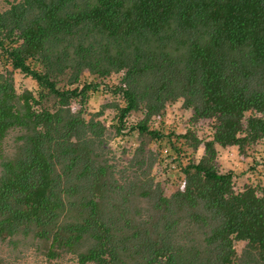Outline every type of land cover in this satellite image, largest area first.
I'll return each mask as SVG.
<instances>
[{"label":"trees","instance_id":"1","mask_svg":"<svg viewBox=\"0 0 264 264\" xmlns=\"http://www.w3.org/2000/svg\"><path fill=\"white\" fill-rule=\"evenodd\" d=\"M0 69V264H264V185L216 164L264 139V0H0ZM85 73L117 75L86 118Z\"/></svg>","mask_w":264,"mask_h":264},{"label":"rangeland","instance_id":"2","mask_svg":"<svg viewBox=\"0 0 264 264\" xmlns=\"http://www.w3.org/2000/svg\"><path fill=\"white\" fill-rule=\"evenodd\" d=\"M1 70V69H0ZM1 74V71H0ZM14 85L17 89H24L30 83L29 76L24 75L22 72H14L13 74ZM84 79L92 86L87 94L86 103L80 108V102L76 100L71 101V109L73 114L82 111V117L86 118L89 113L96 109L100 104L111 101L112 99V88L114 87L117 75L111 77V81L106 84H98L92 76L87 73L84 74ZM184 120H180V112L176 111L173 106L166 108L165 115L163 117V123L165 126L174 127L175 132L183 131L189 128L190 121L184 115ZM133 117L125 121L126 126L124 130L118 136L110 141L109 149L116 154L121 153L123 150L130 151L133 146L136 145V135L127 132L128 126L132 123ZM208 121L200 120L195 126L199 132H204L207 128ZM202 154V148L194 151H188L185 156L181 157L180 160H186V157L191 155L198 159ZM162 164H156L153 175L156 180L161 184L163 193L169 195L181 184V176H179L176 169H172V165L176 164L175 161L178 159L173 154L169 156L168 153L163 152ZM172 160V161H171ZM185 162V161H184ZM182 162V163H184ZM217 167L220 171H232L238 177L239 185H249L255 183L258 186L264 185V139L258 138L254 143L250 144L245 154L238 152L235 146H226L224 148L217 149ZM241 179V180H240ZM60 264H76L74 261H67V263Z\"/></svg>","mask_w":264,"mask_h":264},{"label":"built area","instance_id":"3","mask_svg":"<svg viewBox=\"0 0 264 264\" xmlns=\"http://www.w3.org/2000/svg\"><path fill=\"white\" fill-rule=\"evenodd\" d=\"M172 169H176V165L174 164V165H172Z\"/></svg>","mask_w":264,"mask_h":264}]
</instances>
